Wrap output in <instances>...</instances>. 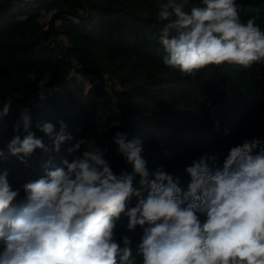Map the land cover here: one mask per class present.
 <instances>
[{"label":"trees","instance_id":"obj_1","mask_svg":"<svg viewBox=\"0 0 264 264\" xmlns=\"http://www.w3.org/2000/svg\"><path fill=\"white\" fill-rule=\"evenodd\" d=\"M165 3L0 0V112L11 99L8 115L0 116V151L6 157L0 158V172L6 170L12 189H19L15 204L24 199L22 185L28 175L37 180L49 162L55 167H63L64 159L71 162L85 150L82 145L78 152H68L81 139L95 140L119 175L133 171L113 141L117 131L126 133L129 140L142 142L149 171L164 168L179 178L184 190L191 181L185 169L193 160L207 154L210 167L222 168L231 147L245 139L264 140V63L249 68L210 65L194 77L165 66L159 35L166 21L158 18ZM236 3L241 20L256 17L264 31V0ZM192 6L204 5L190 0L186 10ZM43 73H51L52 79L41 101L37 82L30 77L39 79ZM24 108L30 110V130L49 149H36L27 163L7 147L15 135H26L22 127L19 133L14 130ZM61 121L73 140L56 152L36 125L52 123L58 132ZM139 180L134 179V187H140ZM135 203L134 197L130 206ZM127 224L124 216L117 221V242L123 247L121 237L129 236L132 255L141 264L137 252L143 230L137 226L130 232Z\"/></svg>","mask_w":264,"mask_h":264},{"label":"clouds","instance_id":"obj_2","mask_svg":"<svg viewBox=\"0 0 264 264\" xmlns=\"http://www.w3.org/2000/svg\"><path fill=\"white\" fill-rule=\"evenodd\" d=\"M201 2L203 7L190 11V0L160 5L165 66L194 77L210 65L264 63V31L256 17L243 22L236 0ZM30 78L42 101L52 74ZM10 107L11 99L0 116ZM29 111L21 110L14 129L19 133L22 127L26 135H15L7 146L22 163L36 149L49 151L30 130ZM36 127L56 152L73 140L62 121L58 132L52 123ZM113 141L133 166L131 173L115 174L96 141L85 139L68 149L76 153L83 145L81 155L64 159L63 167L49 162L41 178L24 183L19 204L14 203L19 189H12L6 170L0 172V264H137L130 237H121L123 247L117 242L121 216L128 218V231L143 230L141 264H264V140L245 139L231 147L222 168L210 167L207 154L193 160L185 169L191 178L187 190L164 168L149 171L140 140L117 131ZM0 158H6L3 151ZM137 176L139 188L133 186Z\"/></svg>","mask_w":264,"mask_h":264},{"label":"rangeland","instance_id":"obj_3","mask_svg":"<svg viewBox=\"0 0 264 264\" xmlns=\"http://www.w3.org/2000/svg\"><path fill=\"white\" fill-rule=\"evenodd\" d=\"M112 83L114 84V86H115V87H117V86H118V85H117V81H116V80H115V81H113ZM116 85H117V86H116ZM28 166H29V165H28ZM29 181H34L30 175H28V176H27V182H29Z\"/></svg>","mask_w":264,"mask_h":264},{"label":"built area","instance_id":"obj_4","mask_svg":"<svg viewBox=\"0 0 264 264\" xmlns=\"http://www.w3.org/2000/svg\"><path fill=\"white\" fill-rule=\"evenodd\" d=\"M118 85V86H117ZM117 88L119 89V90H121L122 89V87H121V85L119 84V83H117ZM21 107V106H20Z\"/></svg>","mask_w":264,"mask_h":264}]
</instances>
